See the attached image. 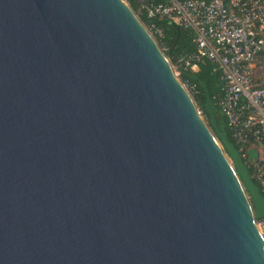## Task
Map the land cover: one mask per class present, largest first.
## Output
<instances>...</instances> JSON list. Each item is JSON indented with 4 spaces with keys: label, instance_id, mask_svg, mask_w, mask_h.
I'll return each mask as SVG.
<instances>
[{
    "label": "water",
    "instance_id": "95a60500",
    "mask_svg": "<svg viewBox=\"0 0 264 264\" xmlns=\"http://www.w3.org/2000/svg\"><path fill=\"white\" fill-rule=\"evenodd\" d=\"M189 77L206 120L126 0H0V264H264Z\"/></svg>",
    "mask_w": 264,
    "mask_h": 264
},
{
    "label": "built area",
    "instance_id": "2783aa9c",
    "mask_svg": "<svg viewBox=\"0 0 264 264\" xmlns=\"http://www.w3.org/2000/svg\"><path fill=\"white\" fill-rule=\"evenodd\" d=\"M133 2V13L145 20L140 22L154 39L162 36L155 25L160 21L191 35L194 51L177 56L171 64L177 77L201 62L219 72L222 96L216 108L249 179L264 197V0ZM180 82L189 88L187 82ZM249 150L255 152V160L249 158ZM254 223L264 247V218Z\"/></svg>",
    "mask_w": 264,
    "mask_h": 264
},
{
    "label": "trees",
    "instance_id": "16d2710c",
    "mask_svg": "<svg viewBox=\"0 0 264 264\" xmlns=\"http://www.w3.org/2000/svg\"><path fill=\"white\" fill-rule=\"evenodd\" d=\"M127 4L134 12V2L133 0H126ZM139 20L144 23V19L142 17H138ZM161 31V37H155V40L159 46V48H163V54L170 62L173 64L176 60L177 56L183 54H189L194 51V45L191 42V35L188 31L181 29L173 25L170 22H156L155 24ZM264 55V52L262 53ZM196 76L197 80L204 83L211 102L216 107V101L221 98L222 94L219 89L220 81H219V72L214 69L213 65L208 62H201L194 66L191 70L180 72L179 79L181 81H185L189 86L192 87L193 93L191 94V98L195 103L196 107L201 111V113L206 117V114L203 109L204 103V94L200 87L197 84L196 80H193L189 77V75ZM216 111L218 112L217 108ZM219 113V112H218ZM215 121L219 130H223L227 134V139L233 144L234 142L231 140L229 133L226 129L224 120L221 116H217L215 112Z\"/></svg>",
    "mask_w": 264,
    "mask_h": 264
},
{
    "label": "rangeland",
    "instance_id": "374dc122",
    "mask_svg": "<svg viewBox=\"0 0 264 264\" xmlns=\"http://www.w3.org/2000/svg\"><path fill=\"white\" fill-rule=\"evenodd\" d=\"M163 49V48H162ZM173 65V64H172ZM175 67V66H174ZM175 69H176V67H175ZM176 71V70H175ZM179 77V76H178ZM190 88V89H189ZM189 88L187 89L188 90V92H189V94H190V96H191V94L193 93V89L189 86ZM198 109V108H197ZM198 111L200 112V114H201V116L203 117V119L204 120H206V117L201 113V111L198 109ZM215 112L217 113V116H220V114L215 110Z\"/></svg>",
    "mask_w": 264,
    "mask_h": 264
}]
</instances>
